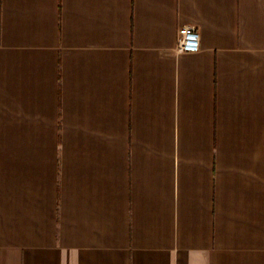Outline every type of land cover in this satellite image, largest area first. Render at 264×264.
<instances>
[{
  "label": "crops",
  "instance_id": "1",
  "mask_svg": "<svg viewBox=\"0 0 264 264\" xmlns=\"http://www.w3.org/2000/svg\"><path fill=\"white\" fill-rule=\"evenodd\" d=\"M0 264H264V0H0Z\"/></svg>",
  "mask_w": 264,
  "mask_h": 264
},
{
  "label": "built area",
  "instance_id": "2",
  "mask_svg": "<svg viewBox=\"0 0 264 264\" xmlns=\"http://www.w3.org/2000/svg\"><path fill=\"white\" fill-rule=\"evenodd\" d=\"M200 50V35L195 27H186L180 33L177 52L181 54L197 53Z\"/></svg>",
  "mask_w": 264,
  "mask_h": 264
}]
</instances>
